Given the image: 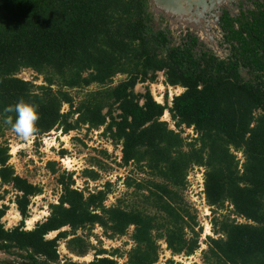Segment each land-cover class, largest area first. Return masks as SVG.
Listing matches in <instances>:
<instances>
[{"label": "trees", "instance_id": "1", "mask_svg": "<svg viewBox=\"0 0 264 264\" xmlns=\"http://www.w3.org/2000/svg\"><path fill=\"white\" fill-rule=\"evenodd\" d=\"M255 6L239 18L223 11L220 24L231 54L222 60L192 33L172 46L166 31L154 32L148 0H0V187L16 193L22 218L6 229L2 220L9 207H0V252L28 264H120L119 249L91 244L92 231L100 227L109 239L134 228L126 264H157L159 240L173 256L192 257L203 228L185 193L197 166L205 170L204 194L214 216V237L205 242L202 264H264V0ZM25 70L42 76L44 85L23 80ZM159 74L165 85L184 92L165 104L149 87L136 92ZM119 76L124 79L115 83ZM20 100L38 105L33 137L103 129L104 138L121 146V166L147 176L127 179L135 199L108 207L111 183L87 193L75 188L73 174L64 173L58 203L28 230L32 200L43 190L17 174L10 146L2 141L12 131L6 115L15 120L4 109ZM166 114L175 129L163 120ZM184 129L195 136L184 138ZM49 167L56 172L55 164ZM83 176L100 178L95 170ZM61 244L75 257L95 249V258L62 259Z\"/></svg>", "mask_w": 264, "mask_h": 264}, {"label": "rangeland", "instance_id": "2", "mask_svg": "<svg viewBox=\"0 0 264 264\" xmlns=\"http://www.w3.org/2000/svg\"><path fill=\"white\" fill-rule=\"evenodd\" d=\"M148 5V12L152 18L151 27L154 32L168 30L174 42L177 43H179L181 35L190 32L198 36L209 49L221 58L227 57L229 52L221 45L222 33L218 25L220 10L228 8L231 15L236 17L241 9L252 8L248 0H148ZM241 73L246 80L251 78L247 70L242 69ZM20 77L23 80L33 82L37 86L44 85L42 76H37L30 70L22 72ZM123 79V76H119L115 79V83ZM147 87L150 88L153 97L160 104H165L166 99L172 101L173 97L184 92L182 88H172L165 85L163 74H159L154 84H139L136 87V92L144 93ZM95 89L96 87H91L89 90ZM73 94L77 99L82 96V92H74ZM68 111L69 106L65 105L63 112ZM163 120L169 122L171 128L175 129L169 114H166ZM192 136H195L192 129H184V138H192ZM2 141H6L10 146L12 156L10 164L14 166L17 174L43 190L42 195L32 200L30 207L31 219L30 222L28 220L25 224L28 230H32L38 222L44 221L49 216V206L58 203L61 195V186L58 181L64 173L73 174L75 188L87 193L101 190L106 183H111L113 185L112 193L106 202L108 207L116 205L120 199L126 200L128 203L130 200L135 199L131 196L133 189L126 187L128 178L139 180L147 178L145 174L132 166H121V146L115 147L107 138H104L103 129L88 131L87 127H83L79 131H73L67 135L57 130L40 138L31 136L27 139L18 137L13 131H7ZM62 151L66 152L64 156ZM238 158L241 163L244 162L241 153H238ZM50 163L55 164V173L49 167ZM85 170L99 172V180L93 182L86 179L83 176ZM6 190L9 193H6ZM0 196L4 197V200H0V207H9L2 222L6 229H12L18 226L22 220L14 203L16 193H13L9 187H0ZM185 196L195 210L200 227L203 228L201 247L192 256L190 262L189 259L185 260L186 256H173L167 249L165 242L159 240L158 245H160L161 250L157 264H165L170 259L177 263L182 262V264H202V251L207 249L205 242L209 236L214 237L211 226L214 216L204 199L202 201L200 196L197 197L195 193L188 194V191ZM32 219H36V221L31 223ZM240 222L245 221L241 220ZM133 231L134 228H130L126 236L109 239L105 236L102 228L96 227L92 231L90 241L96 250L104 249L112 252L119 249L124 255L123 258H119V262L120 264H126L125 255L134 247L131 239ZM86 234V232H79V235L82 236H86ZM56 236L57 233H54L49 238L52 239ZM96 250H91L85 257H75L68 255L64 244L60 245L62 259L70 257L73 261L79 263L93 261ZM0 264L28 263L0 252Z\"/></svg>", "mask_w": 264, "mask_h": 264}, {"label": "clouds", "instance_id": "3", "mask_svg": "<svg viewBox=\"0 0 264 264\" xmlns=\"http://www.w3.org/2000/svg\"><path fill=\"white\" fill-rule=\"evenodd\" d=\"M4 112L15 113L14 121L13 116L6 115L4 122L11 125L12 131L18 137L27 139L37 133V123L40 119L38 105L20 100L14 106H7Z\"/></svg>", "mask_w": 264, "mask_h": 264}, {"label": "built area", "instance_id": "4", "mask_svg": "<svg viewBox=\"0 0 264 264\" xmlns=\"http://www.w3.org/2000/svg\"><path fill=\"white\" fill-rule=\"evenodd\" d=\"M204 180H205L204 168L197 167V166L193 167V169L190 171V173L188 174V177H187V182H188V190L187 191H188V194L189 193L190 194H193V193L197 194V197L200 196L202 201L204 199V201L206 203L205 194H204ZM187 259H189L191 262L192 257H185L186 261H187Z\"/></svg>", "mask_w": 264, "mask_h": 264}, {"label": "flooded vegetation", "instance_id": "5", "mask_svg": "<svg viewBox=\"0 0 264 264\" xmlns=\"http://www.w3.org/2000/svg\"><path fill=\"white\" fill-rule=\"evenodd\" d=\"M249 2H250V4L252 5V8H248V9H241L240 10V12H239V14L235 17V18H239V17H242V15H247L248 14V12H250V11H254V10H256V6H255V3L258 1V0H248ZM234 17V16H233ZM221 18V17H220ZM220 21H221V19L218 21V25H219V27H220V30H221V35H222V41H221V45H222V47H224L226 50H228V56L227 57H225V58H221L220 57V59H222V60H227L229 57H230V54H231V52H230V50H231V45H230V42H229V40L228 39H226L225 38V34L226 33H224V31L222 30V26H221V24H220ZM167 33H168V35H169V38L171 37V33L168 31V30H165ZM191 33L190 32H187L186 34H183V35H181V37H180V41H179V43H177V42H174V39L171 37L170 38V40L172 41V46H177V45H180V44H182V42H183V40H185L184 38H188V36L190 35ZM208 47V46H207ZM206 50H211V49H206ZM212 54H214V55H216L212 50L210 51ZM219 57V56H218Z\"/></svg>", "mask_w": 264, "mask_h": 264}, {"label": "water", "instance_id": "6", "mask_svg": "<svg viewBox=\"0 0 264 264\" xmlns=\"http://www.w3.org/2000/svg\"><path fill=\"white\" fill-rule=\"evenodd\" d=\"M222 11V12H221ZM223 11H227L230 15H231V13H230V11L228 10V8H222L221 10H220V16L219 17H221L222 16V14H223ZM232 16V15H231ZM219 20H220V18H219ZM196 36V35H195ZM197 38H198V36H196ZM199 39V38H198ZM200 40V39H199ZM201 41V40H200ZM202 42V41H201ZM204 43V42H203ZM205 44V43H204ZM206 45V44H205Z\"/></svg>", "mask_w": 264, "mask_h": 264}, {"label": "bare ground", "instance_id": "7", "mask_svg": "<svg viewBox=\"0 0 264 264\" xmlns=\"http://www.w3.org/2000/svg\"><path fill=\"white\" fill-rule=\"evenodd\" d=\"M35 221H36V219H32L31 223H32V222H35ZM29 222H30V220H29Z\"/></svg>", "mask_w": 264, "mask_h": 264}]
</instances>
